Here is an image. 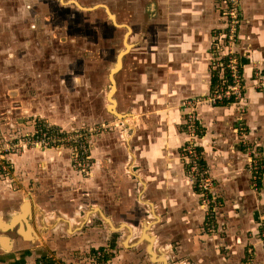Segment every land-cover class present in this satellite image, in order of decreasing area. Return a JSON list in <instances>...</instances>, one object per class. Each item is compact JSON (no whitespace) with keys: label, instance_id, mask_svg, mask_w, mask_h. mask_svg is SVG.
I'll return each mask as SVG.
<instances>
[{"label":"crops","instance_id":"0c3cea01","mask_svg":"<svg viewBox=\"0 0 264 264\" xmlns=\"http://www.w3.org/2000/svg\"><path fill=\"white\" fill-rule=\"evenodd\" d=\"M6 1L0 0V128L26 135L38 122L47 120L73 131L76 127L112 119L120 126L128 116L124 121L130 123V133L122 128L114 129L99 134L92 142L91 155L96 168L87 187L97 192H90L88 198L100 203L102 211L111 214V218L125 212L120 208L129 197L132 201L134 192L137 209L133 211L138 210V204L142 208L147 205L144 195L153 203L149 212L160 213L159 206L163 205L166 217L172 216L167 217L168 224L163 228L169 226L170 230L157 231L156 236L167 241L166 249L176 250L188 264H264L261 216L264 215V166L261 176L252 178L261 180L260 193H256L251 176L243 172L244 154L236 153L242 140L237 130L245 125L241 144L254 156L252 159L258 166L264 164V89L249 91L237 104L210 106L203 102L194 108L203 134L195 146L213 181L207 196L212 198L210 204L216 203L212 211L219 230L215 232H209L204 223L201 195L188 183L185 157L181 153L187 140L183 125L190 113L183 105L189 100H204L217 82L214 66L224 56L226 0H94V4L113 6L116 18L131 28L130 36L136 42L132 59L123 65L122 78L116 80L117 95L125 97L124 103L115 106V110L124 109L118 110L120 114L125 112L120 117L108 113L102 65L77 55L73 63L70 56L60 58L57 48L53 50L54 47L42 42L45 36H52V40L56 37L53 31L45 34L43 24L39 23L45 16L43 8L29 6V0H10L13 10L3 12ZM33 4L40 2L35 0ZM240 13L234 47L240 57L243 83L253 85L256 74L264 77V0H241ZM116 33L118 39L122 38L121 33ZM135 118H138L136 122ZM26 155L14 164L15 170L20 167L22 177L27 175L25 180L31 178L35 165L53 170L54 164L60 168L57 175L42 180H55L59 186L65 175L75 178L65 151L53 148L29 153L25 158ZM36 174L41 175L39 169ZM0 189L5 190L0 193V222L19 213L27 201L30 211L27 221L31 225V230L26 228L28 233L23 230L22 236L18 230L12 232L16 234V242L13 235L8 236L11 255L0 254L5 264L6 261L31 264V260L36 264L37 259L48 256L51 261L57 256L53 262L60 264L70 259L69 254L74 251V244L65 245L64 238L68 236L81 248L88 246L86 226L90 220L79 229L73 225L81 218L80 213L71 219L65 215L68 225L63 221L49 224L53 214L43 208L42 202H38V207L37 202L36 205L31 201L28 197L31 192H16L11 196V192H6L10 189L8 181L0 182ZM32 195L38 199V195ZM79 200L87 204L84 198ZM219 201L224 205H219ZM169 208L172 210L167 211ZM181 210L186 218L177 226L172 220H176L175 212ZM191 216L195 217L194 221ZM55 230L61 232V238H55L58 244H53L56 251L53 255L44 244ZM32 236L35 240L30 239ZM174 241H178L177 247L169 245ZM64 253H67L65 257ZM109 254L110 258L103 262L150 264L143 252L110 250ZM92 258L80 264H91Z\"/></svg>","mask_w":264,"mask_h":264},{"label":"rangeland","instance_id":"374dc122","mask_svg":"<svg viewBox=\"0 0 264 264\" xmlns=\"http://www.w3.org/2000/svg\"><path fill=\"white\" fill-rule=\"evenodd\" d=\"M12 1H10V0L6 1L4 8H3V12H8V11L13 10V5L11 4ZM34 1L35 0H29L27 2V0H26L28 5L31 7H38L41 9L43 8V13L45 16H42L39 23L43 24L44 33L46 34V32L49 30V32L53 31V35L54 34L56 35V37L53 40H52V36H45L44 39L42 40L43 44L44 45L48 44L49 47L52 46V48L54 47L53 50H55L57 48L56 50L58 52H60V58L70 56L71 57V63H73L74 58H76L75 56L77 55L80 58L84 59L85 61L90 60L92 62H95L96 64H101L102 65V68H101L102 76L106 82L105 88H106V91H108L109 80L107 81V79H108L109 65H110V62L114 60V54H115L116 50L118 49V47H123L122 46L123 45V34L125 33V29L121 28L120 30H115L117 28H114L107 21L106 16L102 10H94V11L78 10L75 6L67 5V4H61L58 0H53V6H52L51 2L48 3V1H46V0H43V1L38 0L40 2L39 5L33 4ZM76 1H78L80 3V5L87 6V7L93 6V5H95L94 3H96V1H94V0H76ZM107 6L115 13L113 6L112 7L109 5H107ZM240 6H241V1H240ZM118 21H119V19H118ZM119 23H123V22L119 21ZM74 30L77 32V35H75V36H74V32H73ZM64 31H66V32H64ZM116 32L121 33L122 38L118 39L119 37L116 36V34H117ZM68 33L70 35H68ZM128 39H129L128 42L130 44H132V43L136 44V42L132 39V37L130 35L128 36ZM133 50H134V48L133 49L131 48L129 54L124 59L123 65L125 63H127L130 59H132L131 53ZM72 52H74V54H75L74 56L71 55ZM101 52H103V55H101ZM46 54H47V52H45V55ZM122 70L116 76L117 81H118V79L120 80L122 78V75H121ZM124 75L126 77L127 74H124ZM261 89H264V86H260L259 88H250L247 91V94L251 90H261ZM121 92H122V89H121ZM117 94L118 93H115V95H114V97L117 99V105L119 102L124 103L123 100L125 97H123V99H122V97L120 95L118 96ZM128 95H130V94H128ZM120 109L124 111L123 107H121ZM120 109H118V110L120 111ZM124 113L125 112H122L121 114H124ZM132 115H133V113H131V116ZM113 117L116 118L115 116H113ZM127 117L128 116H126L125 118H127ZM125 118L122 119L123 125L120 123V126H119V123L117 122L116 119H112L110 122L100 121V122H97L94 124H89V125L81 126L78 128L76 127L74 129H72L73 131H71L70 129H68L66 127H61L65 130H68L71 133L79 132L80 136L85 135V139H83V141L89 145V146L87 145V148L89 151L88 154H89L90 163L85 162L84 163L85 166L82 168L74 166V165H76V161L73 160V158H74V152H73L74 147L73 146L57 149L58 152L59 151L67 152V154L69 156V162L67 160V162L69 164V169L75 178H72L71 176L68 177V175H65L64 177H62L64 180H63V182L62 181L60 182L59 186L55 182H53L55 180L48 179V178H45V179H47L49 181L42 180L44 177H49V176L55 175L57 173V170H60L59 165L54 164L53 170L43 169L41 167V165L40 166L35 165L34 168L31 169V178L28 180H25L27 178V175L22 177L24 174L21 172L20 167L17 170H15L14 164L21 161L24 158V155L26 153H27V155H29V153H34V152L38 153V152L42 151V150L33 149V148L28 147L27 149H25L23 151L9 150L4 154L3 157H1V160L2 161L4 160V162L7 165L5 164V166H6L5 174H0V179H2V180H0V182L8 181V187H10L9 190H21V191H24V193L25 192L26 193L31 192V194L34 193V194L38 195V199H36V196H33V195L31 197L30 196H28V197L31 201L32 200L35 201V203L37 201L42 202L44 204L43 208L48 210V212H51L53 214L51 216L52 218H50L48 220L49 224L61 223L62 218L63 219L66 218L65 215L71 219V218H75L76 215H79V213H80V217L82 218L84 216V212L86 210L92 208V207H98L102 211V209L100 207L101 206L100 203H98L97 201H94L93 199L88 198V195L90 196V192H97V191L93 190L91 187H87V185H89L90 179L94 175L95 168H96V166L94 164V160L92 159V155H91V149H92V145H93L92 142L94 141V138L96 136H98L99 134L114 132V129L118 130L119 128H122V129L127 130L128 133H130L131 131L128 128L130 123L129 122L125 123V121H124ZM45 121H47V120H45ZM140 121H141V119H140ZM240 123L243 124L244 122L240 121ZM242 126H245V125H242ZM4 127L7 128L8 125H6ZM246 129H247V127L245 126L244 130L246 131ZM1 130H3V131H1ZM1 130H0V146L6 147L7 145H9V146H12L15 149H17L13 144H15L18 137L24 136V134H21L20 132H11V131H8V129H6L7 130L6 131L4 128H2ZM240 130L241 129H239V127H238L237 136L242 139V137L239 134ZM25 134H28V133H25ZM73 134H76V133H73ZM202 137H203V134H202ZM4 143H6V144H4ZM238 144H241V143L238 142ZM196 149H197V147H196ZM236 150H237L236 153L238 155L244 154V158L246 160V163L243 162V172L244 173L246 172V174H248L247 173V171H248L247 158L249 155L250 156H252V155L250 153H248L246 148L237 147ZM12 152H16V155H12ZM27 155L25 156V158L27 157ZM253 157L254 156H252V158ZM50 163H52V162H50ZM202 164H203V161H202ZM263 166H264L263 163L260 166H257L256 174H254L253 176L248 174L249 176H251V178H250L251 185H253L254 192H256V193H260L259 191H260V187H261V180L255 179L257 181H254V180H252V178H254V177L256 178L258 176H261L260 172H261V170H263ZM38 169L40 170V173H41V175H39V176L36 174V171ZM79 169H82L84 171L79 170ZM186 172H187V170L185 168V170H184L185 176H186ZM61 175L62 174H60V176ZM74 179H76L75 182H74ZM211 182L213 185V181H211ZM143 183H146V182L143 181ZM188 183H189V181H188ZM190 186H191V188L195 189L199 195L201 194V192L199 191V189L196 186H194L193 184H190ZM76 189L87 190L89 192H66L65 191V190H76ZM133 190H135V188H133ZM8 191H6V192H8ZM3 192H5V190L0 189V193L2 194ZM10 194L12 196V195L16 194V192H11ZM135 196H136V193L134 192V195H131V197H133L132 201H130V197H129V199L126 200V203L124 205H122V207L120 208L121 210H125V212H122L113 218H111V216H110L111 214H107V213H104L102 211L103 214H105L108 218H110L112 223L115 225H117L119 223H121V224L125 223V224L131 226V228L133 229V236H131V239H130V240H132L131 242L135 241L136 238L139 236L138 226L142 222L143 223L145 222L147 224L153 222V224H150L149 229H147L146 231L150 230L151 233H153L155 235H156L157 231L161 232L162 230H167V229L170 230L169 226H168V228H163V226H166L168 224L167 217L172 218V216H170L168 214L166 217V214L162 212L161 207L163 205L159 206L160 213H155L156 216L158 217V219L156 220L152 216L153 211L149 212L150 206L148 205V203L152 204V202H150L148 199H146L145 195H144L143 201H146L147 205H143L144 207L142 208V206L138 204V210L133 211V208L137 209V205L134 204ZM34 197H35V199H34ZM80 198L81 199L84 198L86 200L87 204L82 203V201L79 200ZM58 199H61V200L58 201ZM138 199H139V195H138ZM140 199H141V194H140ZM133 200H134V202H133ZM199 200H201V196L199 197ZM68 202H74V203L67 204ZM219 203H220L219 205H221V206L224 205V203H221L220 201H219ZM215 204L216 203L212 202V204H211L212 207H215ZM37 206L40 207V204H38ZM174 207H176V206L173 205L172 208H174ZM202 207L204 208V211H202L204 218H205L204 223H205L206 227H208L209 232L212 233V232H215L216 230H219V228H217L216 218L214 216V213L207 214V212L210 209L204 207L203 205H202ZM172 208H169L167 211L172 210ZM65 209H67V210H65ZM218 209H220V206L218 207ZM5 215L7 217V214H5ZM203 215H202V217H203ZM261 216H262V218H264V215L262 213H261ZM174 217L176 218V220L173 219L172 222H175L178 226L180 220L186 218V214L184 211L181 210L177 213L175 212ZM68 218H67V220H68ZM81 218H78V221L73 222V225L77 226L79 224V222L81 221ZM194 218L195 217L191 216V221L192 220L194 221ZM35 221H36V219H35ZM134 221H136V222H134ZM170 222H171V220H170ZM90 227L93 231L90 234V232H88V230H87L88 236L86 237L87 242H88V240L90 242H88L89 245L87 247L84 246V248H81L77 241L70 240L71 236L67 235L68 238H64L65 236L63 235V238L65 240H67V241H65V245L74 244L72 247L74 249V251L70 252V254H69V256L71 257L70 259H67L60 264H80L82 262L85 263V259L87 262V259L89 257L91 258L92 256L95 255L92 253H96L98 251V248H104L106 250L105 253L109 254L110 250L113 251L112 247L111 248L109 247V244H110L109 242H113V241H114L113 245L116 246L114 248L115 252H118V251H120V252L128 251V252H134V253H142L143 252L144 255H146L144 247L140 244V242H139L137 248L134 246L130 249L120 247L118 242L121 241V239H123V234L121 232L110 233L108 231L107 226L98 218L97 215H91L89 228ZM60 233L61 232H58V230H55L54 232H52L48 237L49 242L44 244V248L49 253L53 254L56 252L54 250L55 248H54L53 244H58V241H56L55 238L56 237L61 238ZM8 234L11 237L14 236L13 233H7V235ZM112 235H114V236H112ZM260 236H261V234H260ZM13 238H16V237L14 236ZM83 240H84V238H83ZM70 241H71V243H70ZM177 242L178 241H174L173 244H169V245H171L172 247H177L176 246ZM165 245H166V247H165ZM167 245H168L167 241L158 240V236H157L156 242L154 244V249L162 247L165 254H166V257H167L169 264H183L182 262H184L185 264H188L186 261H182L183 259L179 256V253H177L176 250H173V251L167 250L168 249ZM164 247H165V249H164ZM92 250H94V252H91ZM7 251H9V250H7ZM59 252L63 253L62 250H59ZM168 252H175V253L171 254ZM131 254H133V253H131ZM8 255H11V254H8ZM62 255L65 257L67 255V253H64ZM53 258H54V260H55V258H56V260L58 259L57 256H53ZM31 262L33 263L32 260H31ZM0 264H5L3 262V258L0 259ZM6 264H8L7 261H6ZM106 264H108V263H106Z\"/></svg>","mask_w":264,"mask_h":264},{"label":"built area","instance_id":"2783aa9c","mask_svg":"<svg viewBox=\"0 0 264 264\" xmlns=\"http://www.w3.org/2000/svg\"><path fill=\"white\" fill-rule=\"evenodd\" d=\"M240 1L241 0H226L228 8L225 12V30L223 36L225 50L224 56L220 58L214 66L217 76L216 84L210 94L203 98L204 100H189L183 105L190 109V113L186 115L183 125V131L187 138V143L182 151L183 157H185L186 177L189 183L196 186L201 192L202 205L210 209L207 214L213 213L212 203L210 204L212 198H208L207 196L212 186V180L202 164V157L195 146V142L202 137V130L199 125L198 117L194 112V108L197 107V104L203 102L210 106L237 104L247 96V91L250 88L264 86V77L260 76V74L255 75V85H247L243 83L242 80L240 57L236 53L234 47L237 41L238 28L240 26ZM244 129L245 126H242L239 132L242 137L241 143H244ZM73 133L56 125L54 126L48 121L39 122L29 134L17 138V141L13 144L17 149L9 145L6 147L0 146V174H5L6 163L4 160H1V157H3L7 151H23L28 147L38 150H47L73 146V160L76 161V165H73L79 168L84 167L85 162L90 163L89 151L87 148L88 144L83 141L85 135L80 136L79 132ZM237 147L245 148L242 144L241 146L238 144ZM12 155H16V152H12ZM247 165V173L251 176L256 174L258 164L250 155L247 158ZM94 254L91 264H98L97 261L101 258V253L97 251ZM52 261H54V258H52ZM106 263L107 262H101L100 264Z\"/></svg>","mask_w":264,"mask_h":264},{"label":"water","instance_id":"95a60500","mask_svg":"<svg viewBox=\"0 0 264 264\" xmlns=\"http://www.w3.org/2000/svg\"><path fill=\"white\" fill-rule=\"evenodd\" d=\"M61 4H67V5H73L78 10L83 11H94V10H102L106 16L107 21L114 27L118 29H125V33L123 34V47H118L114 54V60L110 62L109 70H108V80H109V88L106 93V98L109 102L108 105V113L116 115L117 117H120L121 114L118 110H115V106L117 105V99L114 97L116 93V76L117 74L122 70L123 63L125 57L129 54L131 48L135 46V43L130 44L128 42V36L131 34V28L123 23H119L116 19L115 13L107 6L105 3H99L95 4L93 6H82L80 3L76 0H58ZM130 115V114H128ZM131 118V117H129ZM140 183V182H139ZM141 184V183H140ZM31 194H29L30 196ZM150 207H153V203H148ZM24 211V213H23ZM151 214V213H150ZM91 215H97L98 218L107 226L108 231L110 233H117L121 232L123 234V239L119 241V246L122 248L130 249L133 246L137 248L139 242L144 247V250L146 252L147 259L150 264H169L166 254L162 247L154 249V244L157 239V236L153 233H151L149 229L151 223H141L138 226L139 236L136 238L135 241L131 242V236H133V229L131 226L125 224V223H119L117 225L113 224L111 219L108 218L98 207H92L84 212V216L81 218V221L77 225V229L81 228L88 220H90ZM152 216L154 219H158L155 212H152ZM27 218H30V211H29V202H24L23 205L20 208V212L14 214L8 221H2L0 222V238L3 240H7L9 242V238L5 236L6 233H12L14 230H18V233L20 236H22L23 230L24 232L28 233L26 228L31 230V225L28 224ZM1 221V220H0ZM65 224L69 220L63 219L62 220ZM24 222V223H23ZM25 224V228H23V225ZM30 225V226H29ZM151 228V227H150ZM47 229V228H46ZM34 231V230H33ZM35 232V231H34ZM142 241V242H141ZM1 242V241H0ZM1 245V243H0ZM0 252L4 254H10L7 249H4L0 246ZM164 259V260H163Z\"/></svg>","mask_w":264,"mask_h":264},{"label":"trees","instance_id":"16d2710c","mask_svg":"<svg viewBox=\"0 0 264 264\" xmlns=\"http://www.w3.org/2000/svg\"><path fill=\"white\" fill-rule=\"evenodd\" d=\"M50 2H53V0H49ZM41 122V121H40ZM39 123V122H38ZM187 143V140H186ZM185 146V144H184ZM183 146V148H184ZM197 147V146H196ZM197 150L199 152V148L197 147ZM183 151V149H182ZM98 251L101 253V258H99V260L97 261L98 264H100V262L105 261L107 258H110V254H106V250L104 248H98ZM91 252H94V250H92ZM94 254V253H92ZM36 264H55L53 261H51V257H43V258H39L36 260Z\"/></svg>","mask_w":264,"mask_h":264},{"label":"flooded vegetation","instance_id":"af4514ba","mask_svg":"<svg viewBox=\"0 0 264 264\" xmlns=\"http://www.w3.org/2000/svg\"><path fill=\"white\" fill-rule=\"evenodd\" d=\"M117 19V18H116ZM66 192H89V191H87V190H79V189H76V190H65ZM8 192H22L21 190H9ZM13 200H16V199H13ZM21 201H19V203H20ZM39 201H37V203H38ZM36 203V204H37ZM40 203V202H39ZM38 203V204H39ZM90 225H88V226H86L87 227V230H89L90 231V234L92 233V229H91V227L90 228H88ZM15 232V231H14ZM5 236L6 237H8V236H10L9 234L7 235V233L5 234ZM15 237H16V234L14 235ZM112 236H114V235H112ZM11 237V236H10ZM13 240L16 242L17 240H15V238H13ZM88 242H90L89 240H88ZM87 242V243H88ZM110 244H109V247L111 248L112 247V250H114V248L116 247V246H114L113 245V243H114V241L113 242H109ZM88 245H89V243H88ZM14 247H17V244H15L14 245ZM119 252V251H118ZM0 254H2L1 252H0ZM5 257V256H4ZM0 259H2V257H0Z\"/></svg>","mask_w":264,"mask_h":264},{"label":"bare ground","instance_id":"6f19581e","mask_svg":"<svg viewBox=\"0 0 264 264\" xmlns=\"http://www.w3.org/2000/svg\"><path fill=\"white\" fill-rule=\"evenodd\" d=\"M64 32H66V31H64ZM67 32H68V31H67ZM73 32H74V36L77 35V32H76L75 30H74ZM72 35H73V34H72ZM137 120H138V118H135V119H134L135 122H136ZM132 122H133V121H132ZM23 213H24V211H23ZM27 238H29V237H27ZM30 239H31V240H35V237L32 236ZM0 241H1V242H0V243H1L0 246H1L2 248L7 249V250L10 248V242H7V240H3V239H1V238H0ZM163 260H164V259H163Z\"/></svg>","mask_w":264,"mask_h":264}]
</instances>
